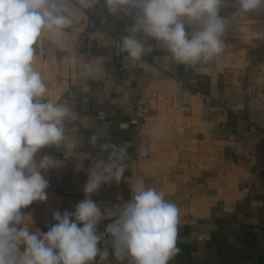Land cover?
<instances>
[{
    "label": "crops",
    "instance_id": "obj_1",
    "mask_svg": "<svg viewBox=\"0 0 264 264\" xmlns=\"http://www.w3.org/2000/svg\"><path fill=\"white\" fill-rule=\"evenodd\" d=\"M219 14L229 21L224 51L195 66L177 64L154 42L142 61L129 59L118 36L132 19L110 14L104 0L78 12L59 42L44 38L34 67L46 99L71 109L66 126L76 147L38 154L61 165L42 173L47 200L23 210L35 228L46 232L55 211H75L88 169L111 151L101 145L113 144L127 149L124 179L92 198L107 213L131 198L137 180L163 191L180 210L181 251L170 264H264V11L241 14L226 0ZM141 104L148 116L136 112Z\"/></svg>",
    "mask_w": 264,
    "mask_h": 264
},
{
    "label": "clouds",
    "instance_id": "obj_2",
    "mask_svg": "<svg viewBox=\"0 0 264 264\" xmlns=\"http://www.w3.org/2000/svg\"><path fill=\"white\" fill-rule=\"evenodd\" d=\"M100 0H0V264H170L178 247L180 210L165 193L143 180L130 184L131 198L105 212L92 198L105 185L124 179L127 149L111 151L88 169L85 198L74 212L53 213L46 232L23 211L46 201L42 174L59 168L46 147H76L67 132L71 109L46 99L47 85L34 67L44 38L56 43L79 22L78 12ZM110 14L132 19L120 50L142 61L153 42L177 64H206L225 48L229 21L219 13L226 0H104ZM238 13L264 11V0H234ZM72 62L78 57L73 54ZM89 73L91 65H85ZM95 137H93V143ZM145 155L144 149H138ZM105 219L108 223L101 225ZM103 241L107 246L102 247Z\"/></svg>",
    "mask_w": 264,
    "mask_h": 264
},
{
    "label": "built area",
    "instance_id": "obj_3",
    "mask_svg": "<svg viewBox=\"0 0 264 264\" xmlns=\"http://www.w3.org/2000/svg\"><path fill=\"white\" fill-rule=\"evenodd\" d=\"M118 39L120 40L121 36H118ZM205 99H206V101L209 100V98H205ZM176 108L182 112H188L189 111V109L186 106H182L180 104H177ZM136 112L139 114V116L145 117L151 113V110L149 109V107L146 104H141V105H138L136 107Z\"/></svg>",
    "mask_w": 264,
    "mask_h": 264
}]
</instances>
